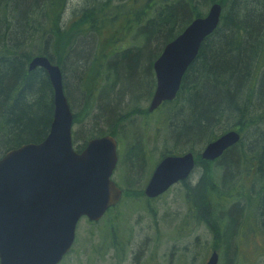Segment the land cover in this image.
Returning <instances> with one entry per match:
<instances>
[{"label": "trees", "instance_id": "1", "mask_svg": "<svg viewBox=\"0 0 264 264\" xmlns=\"http://www.w3.org/2000/svg\"><path fill=\"white\" fill-rule=\"evenodd\" d=\"M113 1L94 0L92 6L82 9L75 16L73 23L62 26L60 19L66 0H0L2 152L24 144L39 143L49 131L53 92L42 69L28 70L32 57L45 56L61 68L73 124H82L78 112H73L76 100L83 102L81 110L84 114H91L94 109L97 111L90 125L84 126L86 129L82 130L78 139L81 143H75L76 150L80 151L89 139L105 135L114 137L113 126L118 120L117 108L123 96L144 100L151 98L155 88L153 62L165 44L181 33L193 19L204 16L199 9L200 1L205 6L219 3L223 11L226 10L222 13L225 16L222 24L201 44L197 58L182 79L176 98L160 106L170 129L168 140L174 146L173 151H163L160 158L180 153L182 148L176 151L179 146L189 145L188 152H193L194 146L203 149L227 131L225 128L217 133L222 124L220 118L224 116L223 107L228 109L235 105L237 98L233 90L244 84L250 69V58L264 47V0H260L261 5L236 3L234 0H144L136 13L131 7L127 12L118 11L119 3L114 6ZM119 1H130L129 4H132L134 0ZM226 5L228 9L224 10ZM117 24L134 42L129 46H118L113 44L114 40H109L107 46L101 43V47L92 50L89 38L92 35L98 37L104 30H113L114 33ZM103 48L107 51L104 52ZM108 48L111 50L108 51ZM91 74L95 77L97 89L109 81V90L98 93L95 107L92 103L94 97L87 101L86 91L81 87L86 76ZM181 96L184 99L179 101ZM245 99L249 98L246 96ZM138 113L150 115L147 109ZM97 118L107 126L103 131L96 127ZM263 120H259L258 125L264 124ZM247 124L246 131L253 127L252 123ZM238 128L239 125L234 122L231 129L238 131ZM76 138L77 133H72L73 143ZM195 156L200 169L198 182L192 188L186 186V181L182 184L190 206L194 207L191 195H196L205 208L201 212L209 217L207 223L216 239L213 251H220L221 248L222 251L224 248L229 250L234 233L235 240L255 231L260 232L261 239H264V139L253 137L247 149L242 147L241 141L226 150L216 162L201 160L198 153ZM125 159L132 177L139 176L138 167L145 158L138 142L129 147ZM243 175H251L247 184L239 182ZM222 209L225 218L219 216ZM222 218L224 220L220 223ZM254 244L264 251V245L257 241Z\"/></svg>", "mask_w": 264, "mask_h": 264}, {"label": "water", "instance_id": "2", "mask_svg": "<svg viewBox=\"0 0 264 264\" xmlns=\"http://www.w3.org/2000/svg\"><path fill=\"white\" fill-rule=\"evenodd\" d=\"M221 6L210 5L165 44L153 62L155 89L148 112L175 98L182 77L196 59L201 44L219 23ZM42 69L53 92L48 134L39 143L24 144L0 159V264H59L75 241L81 218L96 222L114 207L121 190L111 177L117 163V143L105 135L89 139L80 152L72 144L73 115L59 66L34 56L28 70ZM235 131L208 143L201 159L213 161L239 141ZM193 155L166 156L155 166L144 195L155 198L185 180ZM212 251L204 264H217Z\"/></svg>", "mask_w": 264, "mask_h": 264}, {"label": "rangeland", "instance_id": "3", "mask_svg": "<svg viewBox=\"0 0 264 264\" xmlns=\"http://www.w3.org/2000/svg\"><path fill=\"white\" fill-rule=\"evenodd\" d=\"M93 1L66 0L64 11L61 13V25L66 26L73 23L75 16H78L82 9L92 6ZM234 1L236 3H256L255 0ZM129 2H122L125 3L122 5L121 1L114 0L112 5L115 6L119 3L118 11L124 12L129 11L128 8L131 7L136 13L144 0H134L132 4H129ZM200 2L202 3L199 4V9L205 15L209 6H205L203 1ZM249 8H252V6L249 5ZM225 11L223 12L225 13ZM224 16L225 14L221 15L217 28L222 24ZM117 25L114 33L113 30H104L98 37L92 35L89 38V45L92 46V50H95L101 43H104L105 46L109 40H114L115 43L113 44L118 46L132 44L134 41L130 40L126 30L124 31L122 26ZM262 31L263 27L259 38ZM241 45L240 43L239 47ZM109 50L111 48H108ZM103 51L107 50L103 48ZM255 63L258 67L256 70L254 69L255 72L250 74L251 79H249V83H246L247 86L245 82L241 85V94L236 99L235 104L238 101L242 102L247 96L250 103L249 108L257 110L264 107V102H261L264 86V47L260 52L257 50L250 58V68ZM92 76L93 74L90 77L86 76L81 87L86 91L87 101L91 99V96L94 97L92 102L94 105L98 93L109 90V81L104 83L101 89H97L95 77ZM110 82H112L111 79ZM243 88L248 95L243 94ZM179 99V101H182L184 98L181 96ZM149 102V98L144 100L143 98L123 96L117 108L118 120L113 126L114 139L117 142L118 162L113 171L112 180L122 191L120 202L115 208L108 210L97 222H90L86 218L80 219L76 227L73 247L60 264H204L213 251L216 239L207 223L209 217L202 214L201 209L204 206L196 195H191V205L194 207L190 206L189 198H186L185 195L187 191L182 184L183 182L174 184L155 200L148 201L143 196V189L150 169L155 162L159 161L160 154L163 151L167 149L173 151L174 148L173 143L168 140L170 129L168 130L167 121L162 116V107L153 111L150 115L143 116L138 113L139 110H146ZM75 103L73 112H78L77 116L82 119V124H73L72 126V133H77V140L73 143L74 146L81 143V140L78 139L79 136H82V130L86 129L84 126L90 125L89 122L93 114L97 113L94 109L95 105L91 114L89 112L84 114V110H81L83 102L76 100ZM135 109L136 113L131 112ZM228 113L227 108L223 107L224 116L220 118L222 124L217 128L218 134L225 128L231 129L234 123L232 119L227 118ZM88 114L89 116H87ZM105 126L99 120L97 121L96 127H100L102 131ZM258 128L259 132L264 135V124L260 123ZM252 129L255 130L253 127ZM252 129L243 133L246 144H249L253 137L257 138L258 136V131ZM136 142L144 152L145 160L138 167L140 175L132 177L127 170L128 163L125 155L129 147ZM189 147V145L179 146L176 151H180L181 148L183 151H188ZM192 148L193 152L201 154L202 148L198 146ZM132 168L134 169V166ZM249 180H251V175H243L239 182L240 184H247ZM197 182L198 174L197 176L195 174V176L186 180V186L195 187ZM224 213L222 209L219 216L225 218ZM241 214L242 211L238 220ZM223 220L222 218L220 223ZM247 232L250 233L248 229ZM235 235L236 233L230 240L229 250L225 251V248L224 251H222L223 248L220 251L216 250L219 256L217 264H264V251H261L262 247H256L254 244L257 241L260 245H264L261 233L255 231L246 237L240 235L241 237L236 240ZM228 259L230 263H228Z\"/></svg>", "mask_w": 264, "mask_h": 264}, {"label": "bare ground", "instance_id": "4", "mask_svg": "<svg viewBox=\"0 0 264 264\" xmlns=\"http://www.w3.org/2000/svg\"><path fill=\"white\" fill-rule=\"evenodd\" d=\"M255 1H256V3H258L259 5H261V1L260 0H255ZM217 4H219V3H217ZM227 5L230 6V3L228 2ZM227 5H226V8H224V10L225 9H228ZM222 13H223V8L221 6V15H222ZM213 33H214V31L210 35H208L204 39V41L207 38H209ZM163 48H162V50H163ZM162 50H161V52H162ZM257 67H258V65L256 63L255 64H252V66H251V68L249 70V73L247 75L245 84L250 82V80H249V79H251L250 78V74L253 73V72H255V70H256ZM152 72H153V75H154L153 65H152ZM154 77H155V75H154ZM246 86H247V84H246ZM240 87H237L235 90H233L234 91V95H236V98H238V96L241 94ZM247 90H248V88H247ZM243 94L248 95V93H245V89L244 88H243ZM262 97L263 98H262V101L261 102H264V95ZM249 105H250L249 99H247V100L246 99H243L242 102H239L238 101V102H236L235 105H233V106H231L230 108L227 109L228 112H229L227 114V118L230 119V120L232 119V121H234L235 123H237L239 125L238 131H236V130L235 131L237 132V134L239 135V138H240L238 142H240L241 139H243L242 147L245 148V149H247L249 147V144H246L245 143V139L243 138V133L246 132V129L249 127V125L247 123H252L253 124V128H255V130L252 129L253 131H256V130L258 131L257 139H259L260 137H262L264 139L263 133L261 134L259 132V128H258V126H259L258 125L259 120H261V119L264 118V107H260L259 109L256 110V109H253L251 107L249 108ZM225 130H227V131L223 132L222 135L223 134H226L227 132H230V130H228V129H225Z\"/></svg>", "mask_w": 264, "mask_h": 264}, {"label": "flooded vegetation", "instance_id": "5", "mask_svg": "<svg viewBox=\"0 0 264 264\" xmlns=\"http://www.w3.org/2000/svg\"><path fill=\"white\" fill-rule=\"evenodd\" d=\"M188 70V69H187ZM186 74V73H185ZM184 74V75H185ZM184 77V76H183ZM183 77H182V79H183ZM181 83H182V80H181ZM181 83H180V86H179V89H178V92H179V90H180V87H181ZM178 92H177V94H178ZM177 94H176V96H177ZM175 96V97H176ZM229 130H236V129H229ZM237 131V130H236ZM241 141L243 142V139H241ZM240 141V142H241ZM1 143V142H0ZM239 142H237L235 145H237ZM235 145H233V146H231L230 148H232V147H234ZM20 147V146H19ZM18 148V147H17ZM230 148H228V149H230ZM16 149V148H15ZM227 149V150H228ZM10 150H13V149H10ZM10 150H8V151H10ZM76 150V149H75ZM8 151H6V152H2V149L0 150V159L8 152ZM77 151V150H76ZM188 151H183V152H180V153H174V154H170V155H182V154H184V153H187ZM192 155H193V168H192V170H191V172H190V174L188 175V177L185 179V180H183V181H186V180H188V179H190L192 176H195V174H196V176H197V174L200 172V169H199V167H198V165H197V159H196V156H195V154H197V152L196 153H193L192 151L190 152ZM165 156H168V155H165ZM165 156H163L162 158H164ZM162 158H160L159 159V161L162 159ZM221 158V156L220 157H218V158H216L215 160H213L212 162H216L217 160H219ZM202 160V159H201ZM159 161H157V163L159 162ZM118 162V161H117ZM156 162L154 163V165L152 166V168L150 169V171H149V173H148V176H147V179H146V184H147V182H148V180H149V178H150V176H151V174H152V171H153V168L156 166V164H157ZM195 173V174H194ZM183 181H180V182H177V183H181V182H183ZM145 184V185H146ZM144 188H145V186H144ZM169 190V189H168ZM167 190V191H168ZM166 192V191H165ZM164 192V193H165ZM143 193H144V189H143ZM163 193V194H164ZM163 194H161V195H159V196H157V197H155V198H147V200L148 201H150V200H155V199H157V198H159V197H161ZM143 196H145V195H143ZM108 211V210H107Z\"/></svg>", "mask_w": 264, "mask_h": 264}]
</instances>
